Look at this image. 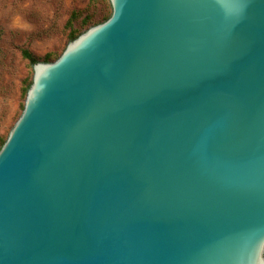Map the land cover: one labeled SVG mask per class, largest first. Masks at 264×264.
Returning <instances> with one entry per match:
<instances>
[{
  "label": "water",
  "instance_id": "obj_1",
  "mask_svg": "<svg viewBox=\"0 0 264 264\" xmlns=\"http://www.w3.org/2000/svg\"><path fill=\"white\" fill-rule=\"evenodd\" d=\"M110 2L33 65L0 264H264V0Z\"/></svg>",
  "mask_w": 264,
  "mask_h": 264
},
{
  "label": "rangeland",
  "instance_id": "obj_2",
  "mask_svg": "<svg viewBox=\"0 0 264 264\" xmlns=\"http://www.w3.org/2000/svg\"><path fill=\"white\" fill-rule=\"evenodd\" d=\"M111 13L110 0H0V146L22 115L34 78V66L22 50L40 61L48 55L55 61L71 32H85Z\"/></svg>",
  "mask_w": 264,
  "mask_h": 264
},
{
  "label": "trees",
  "instance_id": "obj_3",
  "mask_svg": "<svg viewBox=\"0 0 264 264\" xmlns=\"http://www.w3.org/2000/svg\"><path fill=\"white\" fill-rule=\"evenodd\" d=\"M112 14V13H111ZM111 16V15H110ZM109 16V17H110ZM75 17V14L72 16V18L69 20V22H68V25L69 26H72V19ZM109 17H107L106 18V20L109 18ZM105 20V21H106ZM97 24H99V23H96L95 25H97ZM83 33V32H82ZM82 33H73V32H71V36H70V41L71 40H74V39H76L79 35H81ZM22 54H23V57L25 58V59H27V60H29L31 63H32V65H34L35 63H37V62H40V60H39V58H37L29 49H23L22 50ZM60 57V56H59ZM45 62H52L51 61V55H48V56H46V58H45V60H44ZM31 84H32V82H31ZM30 84V85H31ZM30 85H29V87H30ZM29 87H28V89H29ZM28 89H27V92H28ZM5 141L6 140H3L2 141V143H1V146H0V149H1V147L3 146V144L5 143Z\"/></svg>",
  "mask_w": 264,
  "mask_h": 264
}]
</instances>
